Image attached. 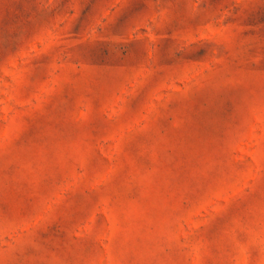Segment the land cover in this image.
<instances>
[{
    "label": "rangeland",
    "instance_id": "1",
    "mask_svg": "<svg viewBox=\"0 0 264 264\" xmlns=\"http://www.w3.org/2000/svg\"><path fill=\"white\" fill-rule=\"evenodd\" d=\"M0 264H264V0H0Z\"/></svg>",
    "mask_w": 264,
    "mask_h": 264
}]
</instances>
